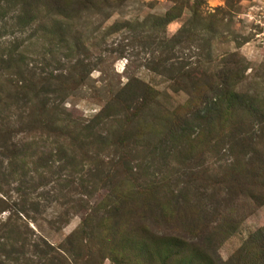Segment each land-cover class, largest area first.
I'll return each mask as SVG.
<instances>
[{
    "label": "rangeland",
    "instance_id": "obj_1",
    "mask_svg": "<svg viewBox=\"0 0 264 264\" xmlns=\"http://www.w3.org/2000/svg\"><path fill=\"white\" fill-rule=\"evenodd\" d=\"M176 1L0 0V264L225 263L264 228V184L227 175L235 147L199 141L188 160L160 142L179 130L173 108L227 77L261 100L237 97L223 124L256 127L264 171V0H182L160 22ZM41 77L61 87L36 118V98L14 99L34 98ZM126 86L137 97L112 106ZM157 186L173 196L115 200Z\"/></svg>",
    "mask_w": 264,
    "mask_h": 264
},
{
    "label": "trees",
    "instance_id": "obj_2",
    "mask_svg": "<svg viewBox=\"0 0 264 264\" xmlns=\"http://www.w3.org/2000/svg\"><path fill=\"white\" fill-rule=\"evenodd\" d=\"M182 2V0H177L175 2V6L171 7V9L167 11L166 16H164L163 19H159V21L162 23H168L174 18L180 16V13H182ZM40 79L41 80L38 81V83L41 85V87L36 90L34 98L25 97L23 95L21 98L15 97L14 99L15 101L20 102L25 99V102H30L31 100L36 98L35 106L31 105V116L36 118H38L41 115V112L44 111L46 96L56 93L59 90V87H61L60 83H52L47 77H41ZM217 80L218 82L216 84L209 83L205 90L200 91L199 89L196 96L189 98L188 101L184 103L183 109L181 106V110L176 107L171 110L170 117L172 119V123L177 126L179 130L177 132L172 131V129H170L169 131L167 130L165 137L160 139V142H168V150H172L177 147L180 149L182 148L184 158L189 160L192 158V149H195V146H192L193 144H196L199 141H206L208 139L214 138L217 142L224 144V146H228L229 148H236L237 157L234 158L231 163H229L227 168V175H229V173L233 170L235 172L241 171L245 174L246 177L251 178L250 180L245 182V185L252 186L258 181L264 184V171H262L261 173L258 172V169L254 166V162L256 161L257 156L256 154L250 153L253 147L258 144L256 142V127H254L251 123L244 121H241L240 123H236L233 121V123L235 124H232L230 126L223 124V120L228 118V114L234 112V107H238L237 97H242L240 99V102H244L245 106H247L246 103L248 102L249 97H245V95L243 94L241 95V93H239V91L236 89L235 83H230L231 81H227V77L219 76ZM52 86L54 87L53 89ZM143 86L139 87L138 92L142 90L141 87ZM128 88V86L124 87L121 95L115 96L114 99L110 101V104L112 106H122L125 102H127V100H132L133 98L137 97V94L132 93L131 90H127ZM249 99L252 100L253 103H255L256 101L259 103L261 102L260 99ZM238 108L242 110V108ZM243 109H245V107ZM102 112L103 110H101L98 115L95 116V119L101 118ZM190 119L193 120V123L191 124L190 129H187L184 124L187 123ZM62 120L63 119L57 118L54 121L53 119L50 123L51 129H53V125H56L55 123L62 122ZM69 122L72 123V130L70 133L74 137L87 139L88 137L94 135L92 133L93 124H95L94 122L84 125L76 124L73 121ZM101 139H104V137L100 136L95 140L102 143ZM184 142L191 144L188 145V147L183 146L182 143ZM160 149H162L163 151L165 150L164 147ZM261 154L262 155L260 156V160H258V164L261 165L264 170V150L262 149ZM204 166L207 165H205V162L201 160V167ZM207 171L208 169L206 168L202 169L203 173H206ZM132 189L133 188L131 187H128L127 189H119L117 195L115 196V200H133L134 195L137 192L142 193L143 191H149L150 195H156L159 193L164 199L172 197L174 193L171 189L162 190L161 186L152 187L145 190L140 189L138 191H132ZM165 205L166 207L171 206V202H167ZM160 210L161 212H163L164 209L161 207ZM176 239L178 238H174L173 240ZM179 240L181 239H178V241L176 242L182 244V241ZM175 246L178 247V244L176 243ZM263 256L264 228L258 229L257 231L253 232L241 247V250H239L238 252H234L232 258H230V262L224 263L220 261L219 258H216L214 254H209V256L204 255V257L202 256L203 258L201 259L206 258L209 264H255L259 260L262 261L261 264H264Z\"/></svg>",
    "mask_w": 264,
    "mask_h": 264
}]
</instances>
